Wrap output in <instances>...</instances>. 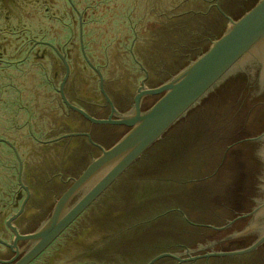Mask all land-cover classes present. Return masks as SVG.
<instances>
[{"label": "rangeland", "instance_id": "374dc122", "mask_svg": "<svg viewBox=\"0 0 264 264\" xmlns=\"http://www.w3.org/2000/svg\"><path fill=\"white\" fill-rule=\"evenodd\" d=\"M216 3L217 0H39L38 3H35V0H29L27 3L20 1L22 8L17 6V9L21 10L25 7L26 10H31L39 6L41 8L48 6V14L53 16L49 25L52 24L54 28L48 30L47 37L51 35L56 37V33L60 35L63 33L61 35L64 36L63 39L66 40L68 37L67 39L70 40L67 49L69 48L70 52V63L74 65L72 72H77V83L81 88V94L84 96L83 99L87 98L88 102L98 95L100 74L96 73V69L92 72V68L87 67L86 59L82 56L84 47L82 50L80 46L79 13L81 19L83 17L81 34L84 29L83 43L86 45V55L100 70L103 82L108 80L110 90L116 94L122 90L136 92L142 85L141 80L145 77L146 71L150 74L146 87L159 85L162 78L159 75L160 67L167 62L165 58L171 60L169 69L173 70L171 68L175 63H179L185 57L179 54L189 55L188 48L192 44L191 42L187 44L190 39L189 34L200 30L196 27L200 25L212 27L219 20L220 25H217L213 33L225 31L227 25L224 26L222 21V9L224 7L233 12V8L228 5V0H218L222 11ZM184 12H194L198 17L195 20L190 17L182 20ZM63 23H68L66 29L68 33L62 32ZM42 24L48 23L43 21ZM25 31L24 27V34ZM19 34L20 32L17 31L14 35ZM13 37L17 36L7 37V40H13ZM209 43L199 40L193 48L197 52L200 46H210L211 43ZM8 49L3 57L4 61H8V56H11L10 49ZM135 59L144 69L140 68ZM4 61H1V71L15 78L16 70L9 71L13 65ZM188 64L189 61L182 67ZM89 66H91L90 63ZM64 71L63 68L57 77H54L56 87H60V81L65 75ZM43 75L46 76L45 72L38 71L32 77H28V80L32 81L37 90L42 93L39 94L41 96L35 103V110L51 117L53 112L51 115L48 114L49 110L46 106L50 104L53 97H57V93L49 86L46 88ZM6 81L9 82V80ZM13 81L9 88L24 89L23 82L26 83L23 77L16 76ZM10 95L8 100L11 99V103L5 105L4 109L1 108V122H4L6 118L20 124L24 120V115L12 103L16 99L15 92H11ZM3 97L5 99V96ZM237 101L238 99H235L230 102V99H227L225 105L221 101L216 108L207 106L199 111L194 115L193 120L189 114L185 119L182 118L180 122H176L159 140L163 142L175 135L176 139L183 137L185 144L194 143L189 146V153L183 152L186 155L181 156V162L177 165L178 170L161 172L160 169L146 170L145 166L134 165L131 172H124L120 176L121 179L118 181L119 177L105 195L93 203L55 242H52L34 264H146L162 253L184 250L186 247L197 244V241L201 242L208 235L218 232V228L210 225L223 226L222 219L226 213L222 209L220 197L228 178L224 175L218 177L217 173L213 172L222 162L227 146L232 143L229 137L236 134L235 129L241 125L242 119L233 117L241 106V102ZM85 105H87L86 102ZM54 114L53 118L63 116L57 108ZM1 122L0 134L2 131H7ZM23 128L26 127L21 126V129ZM66 131L74 130L69 127H54L55 135ZM11 133L18 135L19 131L13 130ZM159 144L153 145L152 150L156 149ZM32 146L35 150L42 148L37 143H33ZM4 149L8 151L6 147ZM2 153L3 150H1V155ZM169 153L171 152L167 154L170 155ZM5 156L10 157L7 153ZM23 158L28 160L29 156H23ZM30 159L33 160V165L37 164L46 169H49V163H52L51 173L58 172V169H55V163L60 161L52 156H30ZM51 159L53 161H49ZM6 161L1 156V173L5 174L8 170L12 173L15 162L7 161L6 163ZM60 163L63 166L62 162ZM11 173L1 174V179L4 180L5 176L7 180L6 176ZM81 173L82 171L77 175V171L73 169L65 171L66 177L75 174L74 178H78ZM170 175H174L176 182L181 181L177 184L176 182L164 183L161 187L159 186L160 190H155L144 197H136L134 189L137 190L143 182H148L151 178H166ZM12 176L8 179V185L9 183L14 184ZM73 182L74 179L71 185ZM8 185L4 190L1 189L3 200L12 196L13 190L8 188ZM14 189H17V192L19 190L18 187ZM167 209L169 211L166 214H160ZM16 210L13 211L16 212ZM178 210L182 211V218L176 217L175 212ZM11 211L8 212L7 209L6 216H9ZM183 218L188 221L187 224ZM10 242L12 243V239ZM206 252L197 250L189 254L196 255ZM189 254L179 256L187 257ZM170 257L159 258L153 264H178L176 257ZM263 259L264 245H260L247 254L202 257L181 264H260Z\"/></svg>", "mask_w": 264, "mask_h": 264}, {"label": "flooded vegetation", "instance_id": "af4514ba", "mask_svg": "<svg viewBox=\"0 0 264 264\" xmlns=\"http://www.w3.org/2000/svg\"><path fill=\"white\" fill-rule=\"evenodd\" d=\"M20 1L27 3L29 0H0V122L1 108L4 109L5 105L11 103V99L8 100V98L11 97L10 93L13 91L16 94V99L13 100L12 103L19 112H22L21 114L25 115L23 122L20 124H18L17 121L10 120L13 124L7 128V131H2L0 134V264H14L34 245V242L28 240L19 239L15 242L14 239L16 234L8 225V221L13 215L21 210L20 213L12 219L11 224L19 233L22 232L21 234L32 233V231L38 228V222L50 218L58 198L71 185L75 174L66 177L65 171L73 169L77 171V175L80 171L83 172L93 158L100 156L104 149H108L114 145L130 129V127L125 124L93 123L81 115L77 110L70 108L61 96L60 90L62 83H64V93L72 104L86 109L93 116L102 118H108L113 112V118H119L120 115L126 116L134 113L135 96L142 86L140 85L136 92L122 90L115 94L110 90L108 80H104V89L113 103L115 108L113 109L111 103L104 97L99 81L98 95H96L92 101L89 100L87 102V98L83 99L84 96L81 94V88L77 83V72H72L74 65L70 63V52L69 48L67 49L70 40L67 39L68 37L64 40V36H61L63 33H61V35L56 33V37L53 35L47 37L48 30L54 28L52 24L49 25V23L52 22L53 16L48 14V6L43 8L39 6L31 10H26L24 7V9L20 10L17 9V6L22 8L20 6L21 4H19ZM38 1L39 0H35V3H38ZM258 1L259 0H228V5L233 8V12L223 7V16L228 20L226 25L228 26L231 18H240ZM9 7L14 8L11 9ZM82 20L83 17L80 19V23H82ZM19 21L21 22L20 24ZM43 21H46L48 24H42ZM22 27H25V34L23 33ZM67 28V24L63 23L62 32L65 31L68 33L66 31ZM17 31H19L20 34L14 35ZM9 34H11V36H9ZM12 36L17 37H13V40H7V37ZM83 37L84 29L80 46L83 45L84 53H86V45L83 43ZM7 49L11 52V56H8V61H4L3 57H5ZM84 53H82V56L86 59ZM65 59L69 64V75L67 79H65L67 73ZM1 61L13 65V68L9 71L16 70V73H14L15 78L19 76L25 79L27 86H24V82L23 86L28 92L35 90V84L29 81L28 77H32V75L38 71L45 72L46 76L44 77L43 75V79L45 80L44 85L46 88L49 86L52 91L55 89L57 93V97H53L50 102L53 104L52 102L54 100L55 109L57 108L60 110L63 116L60 118H53V115L51 117L43 115L41 111L35 110V103L38 102L36 98L31 97V100L26 101L21 94L24 89L15 90V88H9V85L14 82L13 80L15 78H13L11 74L6 75L7 73L1 71ZM85 61L87 62V67L89 69L92 68L91 71L93 72L94 70L95 72L96 68L94 67L97 66H89L87 59ZM41 65H43V67H41ZM63 68L65 70V75L60 81L62 82L60 87H56L54 77H57ZM166 68L169 72L167 74L163 73L164 70L162 69L159 75L163 76L164 74L166 76L165 81H168L184 67L177 70H170L169 67ZM96 73L98 72L96 71ZM231 75L232 74L226 76L225 79L222 80L223 83L221 81V84H219L217 88V85L212 88L201 101L212 92H216L217 89L222 90V88H227L234 78ZM2 78L4 79L1 80ZM73 78L74 80H72ZM6 80H9V82ZM142 80H144L143 84L146 86V83L150 80V74L147 72ZM249 80V78L245 81L243 79L242 86H239L241 84V78H238L237 81L235 79L234 82H232L237 86V90H242L241 95L244 97V103L248 100V95L252 86ZM160 81L162 80L160 79ZM165 81L163 80L159 85ZM254 81L257 82L256 80ZM247 82L249 83L248 85ZM217 93L219 94L220 92L218 91ZM38 94L42 93L38 92ZM3 96H5V99ZM158 97L159 95L142 96L140 100V111L143 112L147 110ZM223 97L225 99V96ZM85 102L87 105H85ZM1 104H3V106ZM250 109L254 110L252 116L247 120L241 121L244 128L242 130L244 132L243 138L227 146V148L231 150V147H236L232 155L227 152L229 156H224L223 161L215 169V174L217 173L216 176L219 177L221 175L222 177L228 174L231 177L228 178V182L226 181V183L230 185L229 191L227 190L225 192L223 201L221 202L222 209L224 213H226V216L222 219V225L227 228L235 224H237V227L243 225L241 227L244 228V225L252 224L254 221H258L261 218L262 220H260V222L264 221V216L261 215L256 216L250 214L243 216L244 214L252 212L264 201V191L259 189L261 178H258L257 175L258 172L260 173L258 157L264 156V138H258L264 133V98L262 97V99L255 101ZM1 124L3 125L2 122ZM21 126L26 128L21 129ZM55 126L69 127V129H73L74 131H66L55 135ZM13 130H17L19 133L22 131V134L14 140L8 138L9 131L12 132ZM33 133L36 134L38 138H36ZM1 137H3V139H1ZM33 143L39 144L42 148L39 150L33 149ZM1 147H3V153H7L8 156H15L16 158L14 170L12 172L13 176L11 175L14 184H7L8 188L13 190V193L12 196L4 200L1 199ZM4 147H6L8 151H6ZM18 156H20V158ZM23 156H29V159L26 160ZM30 156H52V158L62 162L64 167L60 162L55 163V169H58V172L51 173L53 167L51 165L52 163H49V169L38 166L37 164L33 165L34 162L33 160L31 161ZM49 161L53 160L51 159ZM15 175H17L16 178ZM16 187L19 188L18 192L16 191L17 189H14ZM2 194H4V192H2ZM22 196L24 197L22 198ZM7 209L8 212L12 210L9 216H6L8 213ZM14 209H17L16 212L13 211ZM81 215H79L57 239L73 225ZM11 239L12 243L10 242ZM254 240L255 239H253V241ZM253 241L251 240L250 243ZM262 245H264V243H262L261 246ZM45 250L29 264H34ZM163 258L171 257L164 256Z\"/></svg>", "mask_w": 264, "mask_h": 264}, {"label": "water", "instance_id": "95a60500", "mask_svg": "<svg viewBox=\"0 0 264 264\" xmlns=\"http://www.w3.org/2000/svg\"><path fill=\"white\" fill-rule=\"evenodd\" d=\"M217 4L218 0L216 5ZM79 16L81 19L80 13ZM81 38L80 23V40ZM81 46L83 50V45ZM84 55L88 62L93 65L86 53H84ZM65 61L67 64L65 79H67L69 75V64L66 59ZM139 65L141 69H144L140 63ZM94 68H96L98 74H100L101 90L103 94L111 103L112 108L115 109L104 89V82L100 70L97 67ZM230 74L234 77L231 80L232 82H234L235 79L237 81L238 78H241V84L239 86H242L243 79L245 81L247 78L250 79L249 82L252 84L248 100H246L245 103L243 102L244 97L241 95L242 90H237V86L234 83L231 82L227 88H222V90H220L223 91L222 95L225 96V99L223 97L224 101L230 99V102H232L238 99L237 102H241L240 108L233 117H235V119H242L241 121L247 120L254 112L253 109H250L251 105L258 99L264 98V90H262L264 89V0H259L240 18H231L230 25L226 27L223 34L213 40L207 50L191 60L188 65L168 81L155 87H146L143 84V80H141L142 86L135 96V112L132 114L126 116L120 115L119 118L112 117L114 112L108 118L93 116L84 108L74 105L68 100L64 93V83L61 82L60 91L62 98L70 108L77 110L81 115L93 123L125 124L129 126L130 129L114 145L108 149H104L100 156L93 158L91 163L78 178H74L73 184L70 185L57 200L50 218L41 221L38 224V228L32 231V233L21 234L11 224L12 219L18 215L21 210L13 215L8 221V225L16 234L14 239L15 242L19 239L34 242V245L14 264H29L34 260L176 122H180L182 118L185 119L189 114H191V119L193 120L194 115L204 109L201 108V99L216 85L217 88L218 85L221 84V81ZM248 84L247 82V85ZM144 95H159V97L147 110L141 112L140 100ZM223 99L221 101H223ZM240 129L241 131L244 129L243 124L235 129L236 134L229 137L232 141L238 140L235 137L238 136L237 133ZM242 137L243 136H241V138ZM258 138H264V133ZM235 147L236 146H233L231 148L235 149ZM227 149L224 151V156H229L227 152L232 155V150L228 149L227 151ZM258 164L260 173L258 172L257 175L258 178H261L259 189L264 191V156L258 157ZM215 172L216 171L213 173ZM226 176L227 178H231L228 174ZM229 186V183H227L223 188L220 202L223 201L225 192L227 190L229 191ZM250 214L264 216V201L252 212L244 214L243 216ZM260 220H262V218L258 221H254L252 224L244 225V228L241 227L243 225L237 227V224L231 225L228 228L225 226L210 225L213 228H218V232L213 235H208V237H205L201 242L197 241V244L186 247L184 250L162 253L146 264H153L164 256L176 257L179 261L178 263H182L202 257L247 254L264 243V221L260 222ZM253 239L255 240L253 241ZM251 240L253 241L252 243H250ZM248 243L250 244L247 245ZM197 250H205L207 252L196 255L189 254ZM179 254L189 255H187V257H180ZM260 264H264V259Z\"/></svg>", "mask_w": 264, "mask_h": 264}, {"label": "trees", "instance_id": "16d2710c", "mask_svg": "<svg viewBox=\"0 0 264 264\" xmlns=\"http://www.w3.org/2000/svg\"><path fill=\"white\" fill-rule=\"evenodd\" d=\"M217 6L219 8V4H217ZM184 13H185V15L183 16L182 20H185V19H187L189 17L192 20H195L198 17L196 15V13H194V12H184ZM221 15H222V21H223L224 26H225L227 24L228 20H227V18H225L223 16V14H221ZM207 16H209V14ZM219 23H220L219 20H217L215 22L214 26H212V27L209 26V25L208 26L207 25L206 26L200 25V26L196 27L197 29L200 28V30L197 31V32L194 31L193 34H189L190 39H188V43L187 44H189V42L192 43L189 46V48H188V50L190 52L189 55H187L185 53L184 54H179V55H185V57L179 63L178 62L175 63V65L173 66L172 69H176L177 70V69L181 68L185 63H187L188 61L190 63L191 60L195 59L198 55H200L202 52L207 50L209 45L208 46L207 45L206 46H204V45L200 46L199 47L200 50L197 51V52L195 51L196 49H194L193 47H195V45H197V42L199 40L200 41H204V43H207V42L212 43L213 40H215L216 38L220 37L223 34L224 31H222V32L218 31V32L213 33L214 29L216 27H218L217 25ZM166 59H168V60H166ZM165 61H167V62L165 63V65H163V66L161 65V67H160L161 69L160 70L163 69L164 70L163 73L167 74V70L168 69L166 67H170V65H171L170 61L171 60H169V58H165ZM161 77H162L161 78L162 81L166 80L165 79L166 76L164 74ZM162 81H160V82H162ZM218 91L220 92L219 93L220 95L217 93ZM222 92L223 91H220L219 89H217L216 92H212L208 97L205 98V100L202 101L201 108H205V107L207 108V106L208 107H216L219 104H221L220 101L223 99ZM224 105H225V102H224ZM224 105H222V107H224ZM243 133H244L243 131H238V133H237L238 136L235 137V138L240 139L241 136H243ZM176 137L177 136L173 135V137L165 139V141H163V142H161V140L157 141L154 146H156L157 144H159L161 142L157 146V148L152 150V148H153V145H152L142 155V157L139 160H137L132 166H130V168L126 172H131L133 170V166L136 165V164H137V166H143V167L145 166L146 170H149V169L159 170L160 169L161 172H167V171L176 170L177 169V165L181 162V156H185L186 155V153H183V152L184 151L188 152L189 146L194 144V143L185 144L183 142V139H184L183 137L179 138V139H176ZM232 142H234V141H232ZM185 146H186V148H185ZM168 152H171V153H169L170 155L167 154ZM232 152H234V149H232ZM168 156H169V158L167 159ZM173 156H176V157H173ZM120 179H121V177L118 179V181ZM180 181L181 180L176 182L174 175H170L169 177H166V178H151L148 182H143L139 187H137V190L134 189V193H135L136 197H139V198L140 197H144L147 194L153 193L155 190H160L161 185H163L164 183H175L176 182L175 184H177ZM115 182H114V184H115ZM112 185L108 189H110L112 187ZM108 189L101 196H99L93 203L97 202L100 197L105 195V193L108 191ZM168 211H169L168 209L164 210L160 214L161 215L166 214ZM175 213H176V217H179V218L183 217L181 210H178V212H175ZM183 221L186 224L188 222L184 218H183Z\"/></svg>", "mask_w": 264, "mask_h": 264}, {"label": "crops", "instance_id": "0c3cea01", "mask_svg": "<svg viewBox=\"0 0 264 264\" xmlns=\"http://www.w3.org/2000/svg\"><path fill=\"white\" fill-rule=\"evenodd\" d=\"M24 86H27L26 84H24ZM38 90H37V88H36V85H35V90L34 91H30V92H28V91H26V88L24 89V91H22L21 92V94H22V96L25 98V100L26 101H29V100H27L28 98H31V97H34V98H36V101L38 100V98H39V96H41V95H39L38 94ZM28 97V98H27ZM35 101V102H36ZM48 104V103H47ZM46 109L47 110H49L48 111V114H52V112H53V114L52 115H55L54 114V111L56 110L55 109V104L53 103V104H51V102H50V104L48 105V106H46ZM37 111V110H36ZM48 117H49V115H48ZM24 118H25V115H24ZM3 123V128H9L12 124H11V122H10V120H7L6 118H5V121L4 122H2ZM22 132V131H21ZM19 133L18 135H13L11 132H9V135H8V138H10V139H16V137L17 136H20L22 133ZM13 135V136H12ZM1 150H3V147H1ZM2 157H3V160H7V161H11V162H16V158H15V156H10V157H8L7 158V156H5V153H2V155H1ZM12 157V158H11ZM14 158V159H13ZM19 158H20V156H19ZM6 161V163H8ZM10 162V163H11ZM5 167H7V166H5ZM7 168H9V167H7ZM11 173V170L9 171H6V173ZM5 173V174H6ZM2 175H5L3 172L1 173ZM11 175H12V173L11 174H8L6 177H7V180H6V178H5V176H4V180H2L1 179V186H3L1 189L2 190H4V188H6L5 186L8 184V179L11 177Z\"/></svg>", "mask_w": 264, "mask_h": 264}]
</instances>
